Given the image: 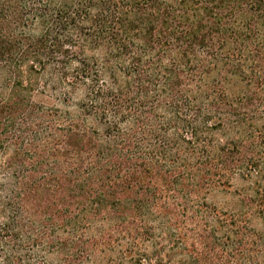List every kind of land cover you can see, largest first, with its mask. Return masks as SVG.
Listing matches in <instances>:
<instances>
[{
  "label": "trees",
  "instance_id": "trees-1",
  "mask_svg": "<svg viewBox=\"0 0 264 264\" xmlns=\"http://www.w3.org/2000/svg\"><path fill=\"white\" fill-rule=\"evenodd\" d=\"M0 264H264V0H0Z\"/></svg>",
  "mask_w": 264,
  "mask_h": 264
},
{
  "label": "rangeland",
  "instance_id": "rangeland-1",
  "mask_svg": "<svg viewBox=\"0 0 264 264\" xmlns=\"http://www.w3.org/2000/svg\"><path fill=\"white\" fill-rule=\"evenodd\" d=\"M59 56H55L53 58V60H58ZM43 81H45V83L48 82V79H43ZM52 86L51 85H45V94L44 95H39V93H36L37 91H34V93L31 95L32 98V102L35 104H45L47 106H53V107H57L58 105H60L56 100H55V94H53V91L51 90ZM41 90V89H40ZM57 98V97H56ZM60 108L62 107L61 105L59 106Z\"/></svg>",
  "mask_w": 264,
  "mask_h": 264
}]
</instances>
